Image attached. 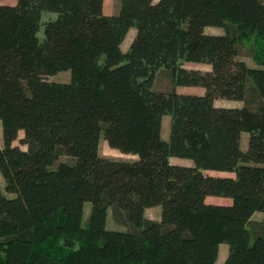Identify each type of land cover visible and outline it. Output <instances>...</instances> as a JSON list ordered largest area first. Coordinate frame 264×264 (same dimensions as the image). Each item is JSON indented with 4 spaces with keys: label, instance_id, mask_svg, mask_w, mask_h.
Listing matches in <instances>:
<instances>
[{
    "label": "trees",
    "instance_id": "16d2710c",
    "mask_svg": "<svg viewBox=\"0 0 264 264\" xmlns=\"http://www.w3.org/2000/svg\"><path fill=\"white\" fill-rule=\"evenodd\" d=\"M161 72L172 89L154 88ZM0 120V264H217L221 244L224 264H264V0L0 4ZM102 135L138 157L103 156ZM159 205L161 220L145 216ZM110 210L126 230L108 229Z\"/></svg>",
    "mask_w": 264,
    "mask_h": 264
},
{
    "label": "rangeland",
    "instance_id": "374dc122",
    "mask_svg": "<svg viewBox=\"0 0 264 264\" xmlns=\"http://www.w3.org/2000/svg\"><path fill=\"white\" fill-rule=\"evenodd\" d=\"M16 3H17V0H0V4L15 5ZM120 8H121V0H104V11L106 14H108V15L118 14L120 12ZM132 31L136 32L135 29H132ZM135 32L130 33V35L128 36V38L126 40V44H125L126 46L131 42ZM205 32L207 34L219 35V34L225 33V30L221 27L207 26L205 28ZM240 58L247 61V63L252 67H258V64L255 62V60L251 56L249 47L246 46L245 48H243L242 55ZM186 67L187 68H197V69H202V70H209L210 69L209 66L198 65V63H188V64H186ZM71 77H72L71 70H65V71L58 72L57 74H54V75L45 76V78L47 80L56 81V82H63V83L70 82ZM154 88L157 90H161V89L162 90H170V89H172V81H171V76L169 75V73L161 72L157 78V81L155 83ZM199 91H202V90L198 89V87H192V86L187 87L186 86V87H181L179 92L186 93V94H197ZM216 104L218 106L230 107V108L231 107H243L245 105V103L243 101H235V100H227V99H218V100H216ZM254 106H256L255 103H254ZM166 119L170 120V117L168 116V117H166ZM164 136L165 137L170 136V127L169 126L167 127V125H165V128H164ZM23 137H24V132H21L20 139ZM249 138H250V133L244 132V134H243V147L245 149L248 148ZM3 144H4V142H3V123L0 120V146L2 147ZM16 144L20 145L24 149H27V146L22 144L20 142V140L16 141ZM100 152L103 156L114 157L116 159H122V160H131V159H135L136 157H138V155L126 154V153L121 152L118 149L111 148L109 143L105 139L104 135H102V137H101ZM62 159H64V158H61L60 160H62ZM178 159H180V158H178ZM190 162L194 165L193 161H190ZM0 182L2 185L3 192L8 196H12L11 194L7 193L5 190V185H6L5 179H4L1 172H0ZM213 197L218 199L217 201H213L217 204H226V202H228V201L232 202V199H230V198L219 197V196H213ZM91 208H92V204L90 202H87L86 207H85V220L88 218L90 211H91ZM146 211H147L148 217H150L152 219H156V220H161L162 213H163V206L159 205V206L149 207ZM253 219L255 220L254 227L259 228V226H260L259 223L264 221V212H256L255 215L253 216ZM107 226H108V229H111V230H120V231L126 230L122 225L115 222V220L113 219L111 210L109 212L108 225ZM224 245L226 247H229L227 244H224Z\"/></svg>",
    "mask_w": 264,
    "mask_h": 264
},
{
    "label": "crops",
    "instance_id": "0c3cea01",
    "mask_svg": "<svg viewBox=\"0 0 264 264\" xmlns=\"http://www.w3.org/2000/svg\"><path fill=\"white\" fill-rule=\"evenodd\" d=\"M156 1H158V0H156ZM132 32H135V31H130V33H132ZM130 33H129V35H130ZM136 34H137V31L135 32V34H134V36H133V38H132V40L134 39V37L136 36ZM132 40H131V42H132ZM131 42L126 46L125 44H126V41H125V44L123 45V49L126 51V50H128V48L130 47V44H131ZM198 65H207V66H209V68L211 69V65H208V64H198ZM180 88L181 87H179L178 88V91H180ZM198 89H200V90H202V91H199L197 94H200V95H202V94H204L205 93V89L204 88H202V87H198ZM162 90V89H161ZM216 103V102H215ZM166 117H168V116H166ZM166 117L164 118V124H163V136H164V128H165V125H167V127L169 126L170 127V125H171V118H170V120H168V119H166ZM165 137V136H164ZM166 139H169V137H165ZM244 148V147H243ZM245 149V148H244ZM137 158V157H136ZM171 161H172V163H174V164H181V165H187V166H191V165H193L190 161H192V160H189V159H178L177 157H173L172 159H171ZM215 173H217V174H220V175H228L227 173H223V172H215ZM218 199H216L215 197H213V196H209L208 198H207V201L209 202V203H214V204H217V203H215V202H213V201H217ZM231 202L230 201H228V202H226V204H230ZM145 216H147L148 217V215H147V211L145 212ZM148 218H150V217H148ZM152 219V218H151ZM154 220H156V219H154ZM228 254H229V247H226L224 244H221V250H220V256H219V259H218V261H217V264H224L225 262H226V260H227V258H228Z\"/></svg>",
    "mask_w": 264,
    "mask_h": 264
}]
</instances>
